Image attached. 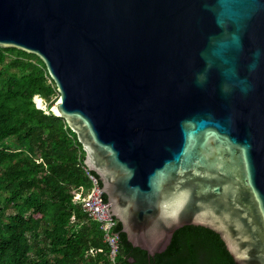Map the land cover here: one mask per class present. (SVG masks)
Instances as JSON below:
<instances>
[{
    "label": "water",
    "instance_id": "obj_1",
    "mask_svg": "<svg viewBox=\"0 0 264 264\" xmlns=\"http://www.w3.org/2000/svg\"><path fill=\"white\" fill-rule=\"evenodd\" d=\"M0 48L43 62L133 247L193 224L264 264V0H0Z\"/></svg>",
    "mask_w": 264,
    "mask_h": 264
},
{
    "label": "trees",
    "instance_id": "obj_2",
    "mask_svg": "<svg viewBox=\"0 0 264 264\" xmlns=\"http://www.w3.org/2000/svg\"><path fill=\"white\" fill-rule=\"evenodd\" d=\"M56 97L37 56L0 48V264L112 263L99 223L72 202L91 184L75 133L49 111ZM115 230V264H235L219 235L204 226L176 229L153 256L133 247L119 222Z\"/></svg>",
    "mask_w": 264,
    "mask_h": 264
},
{
    "label": "built area",
    "instance_id": "obj_3",
    "mask_svg": "<svg viewBox=\"0 0 264 264\" xmlns=\"http://www.w3.org/2000/svg\"><path fill=\"white\" fill-rule=\"evenodd\" d=\"M82 169L85 175L90 181V188L86 194L77 192L72 201L74 203H80L82 208L86 211L90 219L97 221L99 227L103 232V240L108 244L110 251L109 256L114 263V257L118 249V232L115 230L117 222L113 220L106 210L101 189L96 182L92 172L82 163ZM101 250V249H98ZM89 253L93 252V249L88 250Z\"/></svg>",
    "mask_w": 264,
    "mask_h": 264
},
{
    "label": "bare ground",
    "instance_id": "obj_4",
    "mask_svg": "<svg viewBox=\"0 0 264 264\" xmlns=\"http://www.w3.org/2000/svg\"><path fill=\"white\" fill-rule=\"evenodd\" d=\"M58 101H59V98L57 97V100L55 103H57ZM51 109H52V113H54L55 115H59V113H58V111L54 105L51 106Z\"/></svg>",
    "mask_w": 264,
    "mask_h": 264
},
{
    "label": "rangeland",
    "instance_id": "obj_5",
    "mask_svg": "<svg viewBox=\"0 0 264 264\" xmlns=\"http://www.w3.org/2000/svg\"><path fill=\"white\" fill-rule=\"evenodd\" d=\"M56 100H57V97L55 98L53 105L55 104ZM34 104H35V103H34ZM45 106H46V104H45V102H44V108H42V109H45ZM82 163H83V161H82ZM72 202H73V201H72ZM73 203H74V202H73ZM79 204H80V203H79ZM80 205H81V204H80Z\"/></svg>",
    "mask_w": 264,
    "mask_h": 264
}]
</instances>
